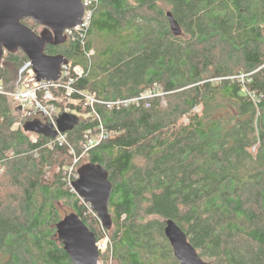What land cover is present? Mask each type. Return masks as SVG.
Wrapping results in <instances>:
<instances>
[{
	"label": "trees",
	"instance_id": "trees-1",
	"mask_svg": "<svg viewBox=\"0 0 264 264\" xmlns=\"http://www.w3.org/2000/svg\"><path fill=\"white\" fill-rule=\"evenodd\" d=\"M167 11L182 35L172 34ZM22 23L36 31L29 18ZM45 52L84 69L68 103L79 122L66 136L79 154L87 130L100 122L107 132L85 160L108 172L111 227L66 182L67 145L32 142L0 93V264H73L55 227L60 204L97 241L110 236L104 259L113 264H179L166 219L207 264H264V0H97L84 37ZM25 60L4 54V90ZM154 87L164 94L140 98ZM85 93L140 99L97 104L98 122L87 117Z\"/></svg>",
	"mask_w": 264,
	"mask_h": 264
},
{
	"label": "water",
	"instance_id": "water-1",
	"mask_svg": "<svg viewBox=\"0 0 264 264\" xmlns=\"http://www.w3.org/2000/svg\"><path fill=\"white\" fill-rule=\"evenodd\" d=\"M83 15L82 0H0V65L5 53L21 51L31 61L38 81H57L61 65L68 59L62 54L49 55L45 49L48 45L65 43V31L80 25ZM25 18L43 27L42 31L37 33L23 24L22 19ZM166 18L172 34L182 35L181 25L171 11L166 12ZM78 122L77 115L63 112L56 120V128L38 118L25 121L22 128L27 133L55 138L59 132L71 131ZM77 174L78 178L72 183L74 192L91 206L102 225L109 229L111 216L108 203L113 185L108 179V172L100 164L87 163L78 169ZM55 227L73 264L99 263L97 238L75 213L66 214ZM163 231L179 264H207L173 219L164 221Z\"/></svg>",
	"mask_w": 264,
	"mask_h": 264
},
{
	"label": "built area",
	"instance_id": "built-area-1",
	"mask_svg": "<svg viewBox=\"0 0 264 264\" xmlns=\"http://www.w3.org/2000/svg\"><path fill=\"white\" fill-rule=\"evenodd\" d=\"M96 2L97 0H82L84 6L82 23L73 29L66 30L65 34L67 37L68 35H70L72 39L75 38V35L84 37L87 29L90 26L93 14V5ZM93 54L94 50L92 48L86 53V56L89 58ZM83 74L84 69L80 65H74L72 60H67L65 64L61 65V75L57 81H38L36 79V74L33 71L31 61L26 58L19 68L14 89L12 91H7L0 86V93L10 97L15 103L16 107L19 108L21 115L20 117L23 121L18 122L17 125L23 127L25 121L38 118L45 123H51L54 128H56V120L59 116V108L56 103L61 102L62 99L71 100V96L74 94V92H77L72 86L75 76L80 77ZM140 98L146 97H144L142 94ZM140 98L104 102L97 99L92 93H85L84 104L90 109V114L93 113L95 116H97L99 122V117L94 108L97 104H106L108 108H112L114 105H127L130 102H138ZM34 135L37 136V134ZM106 137L107 132L100 122L96 131L87 130L84 140L81 142V152L79 153L81 154V157L86 156L91 149L100 145L106 139ZM53 139L60 145H68L70 147L67 142L66 133L59 132L58 135ZM36 140L37 139H34L33 142ZM70 149L74 153V149L71 147ZM79 160V158L74 160L71 170L68 172V176L65 177L66 182L71 187L73 181H75L77 178V174L74 173L73 170L74 166Z\"/></svg>",
	"mask_w": 264,
	"mask_h": 264
},
{
	"label": "rangeland",
	"instance_id": "rangeland-1",
	"mask_svg": "<svg viewBox=\"0 0 264 264\" xmlns=\"http://www.w3.org/2000/svg\"><path fill=\"white\" fill-rule=\"evenodd\" d=\"M30 21H32L35 25H37L32 19H29ZM38 26V25H37ZM40 30H41V28H40ZM93 50H94V54H93V56H97L98 55V48L96 47V46H94L93 47ZM92 56V57H93ZM20 68V67H19ZM18 71H19V69H18ZM18 71H17V75H16V79H15V81H14V84H15V82H16V80H17V77H18ZM241 76H243V75H241ZM57 93H59V92H57ZM164 93L158 88V87H154V88H152V89H149V90H147L146 92H144V97H146V98H151V97H154V96H162ZM62 99V98H61ZM71 102V100H61V102H59L60 104H61V106L60 107H58L59 109H58V114H61V113H63V112H65V111H67V112H70L71 113V111H70V108H69V106H68V103H70ZM130 103H136V102H130ZM164 104H165V102H164ZM84 107H87L88 108V106H86L85 104H84ZM197 111H200V108H198L197 109ZM73 113V112H72ZM21 116V115H20ZM90 116H92L93 118H92V120H94V119H96L97 118V116H95L93 113L92 114H87V117H90ZM98 119V118H97ZM18 126V125H17ZM34 139H37V136H35L34 134H31L30 133V140L33 142V140ZM67 142H68V144L70 145V147L72 148V145H71V143L68 141V139H67ZM66 142V143H67ZM81 145V144H80ZM67 147H68V149H69V152L71 153V155L72 156H70V158L71 159H69L67 162H66V166L64 167V177H67L68 176V172H70V170H71V167H72V165H73V162H74V160L77 158H79L80 160L79 161H77V163H76V165L74 166V170H73V172L75 173V171H76V168H78V167H80V166H82L83 164H86L87 163V161L85 160V157L86 156H83V157H81V154H78V153H76V151H75V149H74V153L72 152V150L70 149V147L67 145ZM70 155V154H69ZM60 159V158H59ZM49 175V171H47V174H46V176H48ZM58 210H59V212H60V215H61V217L63 218L66 214H69V212H70V209L68 208V207H66L65 205H58ZM92 212L94 213V215L96 216V214H95V212L92 210ZM97 217V216H96ZM100 242H102L104 245H105V249L103 250V251H101V253H100V258H99V263L98 264H113V262L111 261V259H107V260H105L104 259V257L105 256H107L108 254H109V251H110V247H111V240H110V236L109 235H107V234H104L103 235V237L98 241V243H100Z\"/></svg>",
	"mask_w": 264,
	"mask_h": 264
},
{
	"label": "flooded vegetation",
	"instance_id": "flooded-vegetation-1",
	"mask_svg": "<svg viewBox=\"0 0 264 264\" xmlns=\"http://www.w3.org/2000/svg\"><path fill=\"white\" fill-rule=\"evenodd\" d=\"M40 28H41V30H40ZM35 29H36V32H37V33H40V32L42 31L43 27L36 26ZM66 41H67V40H66ZM55 46H57V45H55Z\"/></svg>",
	"mask_w": 264,
	"mask_h": 264
},
{
	"label": "bare ground",
	"instance_id": "bare-ground-1",
	"mask_svg": "<svg viewBox=\"0 0 264 264\" xmlns=\"http://www.w3.org/2000/svg\"><path fill=\"white\" fill-rule=\"evenodd\" d=\"M97 247H98V251H99V246H98V244H97Z\"/></svg>",
	"mask_w": 264,
	"mask_h": 264
}]
</instances>
